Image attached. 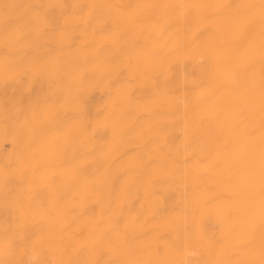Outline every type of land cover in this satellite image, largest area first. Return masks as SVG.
I'll return each mask as SVG.
<instances>
[{
    "label": "snow or ice",
    "instance_id": "1",
    "mask_svg": "<svg viewBox=\"0 0 264 264\" xmlns=\"http://www.w3.org/2000/svg\"><path fill=\"white\" fill-rule=\"evenodd\" d=\"M193 11L223 26L224 42H230L234 61L227 84L242 91L245 108L233 105L207 113L199 108L200 98L194 97L189 127L186 88L184 99L179 101L185 109L183 141L172 151L168 134L158 126L161 121L156 114L167 112L168 122H173L178 101L164 87L174 68L169 57H188L175 49L165 50L151 38L153 33L163 34L185 24ZM0 50L3 53L0 87L11 86L18 91L19 98L14 103L23 107L25 92L31 93L43 82L48 85L28 105L31 119L25 123L33 125L34 137L23 146L25 153L46 150L48 157L39 161H10L3 172L5 207L14 209V219L3 227L0 264H264V0L238 4L71 5L5 0L0 4ZM89 63L93 65L90 71H78L81 65ZM138 87L151 89L143 104L134 100ZM198 87L193 85L194 89ZM90 89L107 91L110 100L115 97L122 105L118 109L112 103L107 111L105 121H112V139L104 145L96 144L95 133L84 119L82 106L86 102L85 92ZM131 113H135L133 121L141 116L148 119L132 129L131 125L122 124ZM211 120L218 122L216 133L208 132ZM102 123L97 121L94 127ZM200 131L208 135L209 148L194 150L189 156V147ZM129 136L136 148L143 149L131 158L146 178V187L156 180L175 177L176 155L181 147L185 153L183 174L192 175L195 181L221 165L239 177L243 157L246 213L252 222L259 216V261L221 259L227 249L223 246L216 249L214 245L210 254L215 251L216 259L193 262L187 258L173 261L131 258L135 249L128 235L142 230L147 217L142 220L140 213L124 214L129 184L121 183L116 188L118 177L110 176L101 167ZM69 147L71 154L67 152ZM213 151L223 153L225 160L210 158ZM53 158L59 169L55 172L50 171ZM94 164L96 173L89 176L87 169ZM102 189L106 190L104 196ZM205 207L211 210L216 205L206 203ZM230 211L226 210L229 214ZM254 233L255 225L251 223L249 239L243 245L246 254L254 252Z\"/></svg>",
    "mask_w": 264,
    "mask_h": 264
},
{
    "label": "bare ground",
    "instance_id": "2",
    "mask_svg": "<svg viewBox=\"0 0 264 264\" xmlns=\"http://www.w3.org/2000/svg\"><path fill=\"white\" fill-rule=\"evenodd\" d=\"M5 0H0V4ZM19 3H55L62 2L66 5L73 3H168V4H201V3H259V0H16ZM71 10V9H69ZM178 12L180 10H177ZM149 29H145L147 35ZM225 33L219 22L193 15L183 25H176L172 29L160 33H153L152 41L165 50L175 49L187 55H173L169 60L174 63L170 80L164 87L170 95H174L178 101L172 114V123L167 120L168 113H157L160 119L158 125L162 132L168 134L170 149L175 151L183 141L181 129L185 124L184 104L179 101L184 99L187 88L188 125L192 126L191 111L194 97L200 98L199 108L207 113L225 107L235 105L238 109L245 108V100L242 91L230 88L227 84L228 73L234 67L230 42H224ZM258 44V37H257ZM0 50V59H2ZM203 57V63H201ZM91 63L81 65L78 71L88 72L92 69ZM257 109L255 113V139L259 141V64L256 68ZM199 85L193 88V85ZM46 82L37 84L31 93L23 95V107L14 101L19 98L18 91L13 87H0V241L3 239V227L5 223L14 219L10 206L5 207V186L3 172L5 166L11 161L28 159L39 161L47 158L48 153L43 150L40 153H25L24 144L34 137L32 124H26V119H31L28 105L35 99L37 92L47 90ZM150 87H138L134 93V100L143 104L149 99ZM86 102L82 106L85 122L89 124L90 131L95 133V142L99 145L107 144L112 139L111 119L105 121V116L112 103L119 109L122 107L119 100L113 97L110 100L107 91L90 89L85 92ZM71 106L69 115H71ZM135 113L127 114L122 121L124 125H131L134 129L141 121L148 117L141 116L133 121L131 117ZM97 121H102L99 127H94ZM105 123L107 126H105ZM218 122L209 121L208 132L218 131ZM209 137L204 131L197 133L194 143L190 145L188 155L192 151H207ZM143 149L136 148L131 137H126L123 144L116 147L108 160L101 165L107 169L110 176L118 177L115 187L121 183L129 184V189L124 205V214L140 213L141 219L147 217V223L142 230L131 231L128 235L129 242L134 245V253L131 258L154 259L160 261H173L187 258L196 261L216 259V252L210 254V247L219 249L225 247L227 251L221 255V259H240L259 261L260 231L259 216L254 222L249 220L246 213V196L243 187V169L245 163L241 157L240 176L234 177L232 172L221 165V168L212 173L203 175L199 181H195L192 175L183 174V148L176 155L177 168L174 178L156 180L147 185L146 178L138 171L136 163L131 158L135 152ZM169 151V149H165ZM71 154L72 147L67 149ZM212 159L225 160L223 153L212 152ZM156 161H154L155 163ZM167 166V165H166ZM96 165L87 169L89 176L96 173ZM229 167H231L229 163ZM53 158L50 171H58ZM15 182L11 186H14ZM102 189V196L105 194ZM257 200L259 194V181L257 171ZM206 203L216 205L211 210L205 207ZM153 210H155L153 212ZM226 210H231L230 214ZM254 223V252L246 254L243 250L244 243L249 239L250 224ZM149 249L151 251H149ZM237 249L241 251L237 252ZM158 250V251H157ZM191 253L192 255H189ZM3 256L0 255V259ZM84 258L83 256L80 257ZM109 258V257H105ZM119 258V257H116Z\"/></svg>",
    "mask_w": 264,
    "mask_h": 264
}]
</instances>
